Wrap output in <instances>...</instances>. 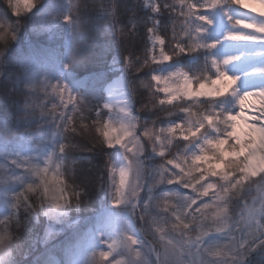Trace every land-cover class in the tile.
I'll use <instances>...</instances> for the list:
<instances>
[{
	"label": "clouds",
	"instance_id": "clouds-1",
	"mask_svg": "<svg viewBox=\"0 0 264 264\" xmlns=\"http://www.w3.org/2000/svg\"><path fill=\"white\" fill-rule=\"evenodd\" d=\"M0 90V264H264V0H0Z\"/></svg>",
	"mask_w": 264,
	"mask_h": 264
},
{
	"label": "trees",
	"instance_id": "trees-1",
	"mask_svg": "<svg viewBox=\"0 0 264 264\" xmlns=\"http://www.w3.org/2000/svg\"><path fill=\"white\" fill-rule=\"evenodd\" d=\"M93 43H98V41H94ZM81 75L86 78H90V74L88 72L82 73ZM15 112V100L5 96L3 91L0 90V144L7 143L14 138L15 130L9 122H6L5 118H14Z\"/></svg>",
	"mask_w": 264,
	"mask_h": 264
}]
</instances>
